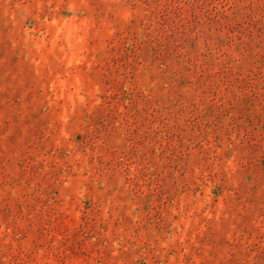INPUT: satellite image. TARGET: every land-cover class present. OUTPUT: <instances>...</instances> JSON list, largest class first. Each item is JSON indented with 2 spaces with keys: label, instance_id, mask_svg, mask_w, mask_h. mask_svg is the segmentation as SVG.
<instances>
[{
  "label": "rangeland",
  "instance_id": "obj_1",
  "mask_svg": "<svg viewBox=\"0 0 264 264\" xmlns=\"http://www.w3.org/2000/svg\"><path fill=\"white\" fill-rule=\"evenodd\" d=\"M0 264H264V0H0Z\"/></svg>",
  "mask_w": 264,
  "mask_h": 264
}]
</instances>
